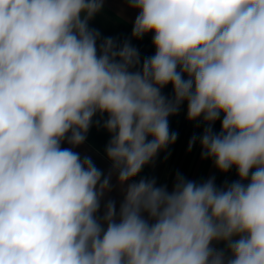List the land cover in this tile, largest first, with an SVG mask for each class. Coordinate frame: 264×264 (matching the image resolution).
<instances>
[{
    "label": "clouds",
    "instance_id": "9594fccd",
    "mask_svg": "<svg viewBox=\"0 0 264 264\" xmlns=\"http://www.w3.org/2000/svg\"><path fill=\"white\" fill-rule=\"evenodd\" d=\"M127 4L143 60L89 26L104 0H0V264H264V0ZM185 103L238 180L135 179ZM97 116L107 174L73 150Z\"/></svg>",
    "mask_w": 264,
    "mask_h": 264
},
{
    "label": "crops",
    "instance_id": "0c3cea01",
    "mask_svg": "<svg viewBox=\"0 0 264 264\" xmlns=\"http://www.w3.org/2000/svg\"><path fill=\"white\" fill-rule=\"evenodd\" d=\"M136 15H138V12L128 7L127 0H104L103 10L90 21L89 26L97 29L101 33L102 38L112 37L118 43L130 40L131 44L139 50L141 60H143L155 53V48L152 45L154 33H148L140 40L132 38L131 32ZM163 94L169 97L172 95L171 85L163 89ZM186 112L187 105L185 103L177 115L169 117L170 131L178 134L176 142L166 150L161 151L155 160L154 166H145L135 179L138 181L140 178L155 177L157 185L167 184L169 191L172 189L177 173L197 182H204L214 177L217 187L238 180L235 168L227 173H221L215 168L211 159H202L199 139L189 151V141L194 135L199 138L203 134L205 125L199 121H188ZM106 118L107 116L105 115L104 119ZM97 119H100V117H94L93 126L87 134L85 143L73 150L80 153L81 156H90L95 165L107 174L111 168V163L107 160L104 149L110 139V135L102 127L96 126L95 120ZM220 126V121L218 120L213 125V130L218 133ZM62 147H71V145L64 143ZM111 182L114 186L116 185L115 174H113ZM107 198L114 199L117 202V207H119V203L122 200L119 191L115 188L108 194ZM217 246L223 247V245Z\"/></svg>",
    "mask_w": 264,
    "mask_h": 264
}]
</instances>
